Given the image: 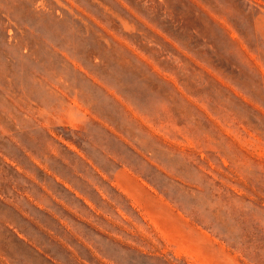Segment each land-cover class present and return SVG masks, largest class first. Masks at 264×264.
<instances>
[{"label": "rangeland", "instance_id": "obj_1", "mask_svg": "<svg viewBox=\"0 0 264 264\" xmlns=\"http://www.w3.org/2000/svg\"><path fill=\"white\" fill-rule=\"evenodd\" d=\"M0 264H264V0H0Z\"/></svg>", "mask_w": 264, "mask_h": 264}]
</instances>
